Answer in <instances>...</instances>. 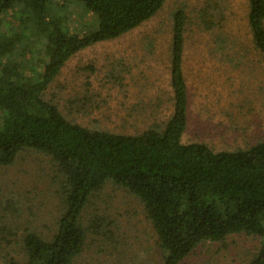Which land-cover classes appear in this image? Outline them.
<instances>
[{"label":"trees","instance_id":"obj_1","mask_svg":"<svg viewBox=\"0 0 264 264\" xmlns=\"http://www.w3.org/2000/svg\"><path fill=\"white\" fill-rule=\"evenodd\" d=\"M76 1L95 16L94 29L70 32L64 0H0V166L34 149L51 157L62 178L58 229L50 239L25 234L27 264H72L86 245L85 207L109 182L142 202L163 264H179L201 243L242 232L263 239L247 264H264V136L248 148L218 152L182 141L185 13L173 16V113L163 126L121 133L67 119L45 93L70 57L137 28L166 0ZM247 1L252 39L264 55V0Z\"/></svg>","mask_w":264,"mask_h":264},{"label":"rangeland","instance_id":"obj_2","mask_svg":"<svg viewBox=\"0 0 264 264\" xmlns=\"http://www.w3.org/2000/svg\"><path fill=\"white\" fill-rule=\"evenodd\" d=\"M70 32L97 26L76 0ZM185 21L184 73L188 124L182 141L212 150L245 149L264 136V55L255 47L247 0H166L149 20L123 36L74 54L45 98L69 120L91 129L137 133L163 126L174 110L171 86L173 16ZM62 178L50 156L21 151L0 166V264H27L23 237L50 239L64 211ZM86 245L72 264H163L153 224L140 199L112 182L83 212ZM263 239L245 232L203 242L179 264H247Z\"/></svg>","mask_w":264,"mask_h":264}]
</instances>
